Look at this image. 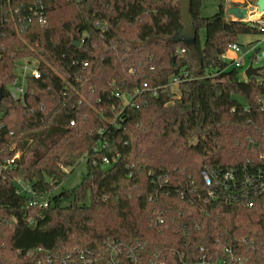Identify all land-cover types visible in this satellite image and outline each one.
<instances>
[{
	"label": "trees",
	"instance_id": "16d2710c",
	"mask_svg": "<svg viewBox=\"0 0 264 264\" xmlns=\"http://www.w3.org/2000/svg\"><path fill=\"white\" fill-rule=\"evenodd\" d=\"M201 1L189 45L179 0H0V264H198L225 247L264 264V65L240 79L221 59L259 30ZM26 59L40 76L15 98ZM81 159L47 207L20 192L43 197Z\"/></svg>",
	"mask_w": 264,
	"mask_h": 264
},
{
	"label": "built area",
	"instance_id": "2783aa9c",
	"mask_svg": "<svg viewBox=\"0 0 264 264\" xmlns=\"http://www.w3.org/2000/svg\"><path fill=\"white\" fill-rule=\"evenodd\" d=\"M227 1L229 2L228 3L229 7H231L232 3H239V5H236V6L246 7L248 9V15L245 19H242V20L246 21L248 23H251V24L253 23L257 27V29L259 30L260 33H264V13L261 12L259 17L252 18L250 15L252 11H255V12H260V11L256 7H252L253 5L251 4L250 0H241V1L226 0V2ZM230 17L236 19L233 15H230ZM255 49L256 48H253L251 50L252 54H254ZM228 50L235 53L237 55V57L230 58L227 55V52H225L221 55V59L226 60V61H230L232 66H235L238 68L242 67L243 55L241 54L242 53L241 44L238 42H234V43L229 45ZM21 66H22L21 67V73H18L19 75L13 81V83L11 85V95L15 98H20L21 95L25 92L27 75H32L34 77L40 76V71L38 70V68L35 65L29 64V62H27ZM187 78H189V72L185 68H182L180 74L174 76L171 79V81H170L171 88H173V90H176V89H174V87H178V85H180ZM150 91L154 94H157V92H158L157 88H150ZM17 156H18V154L15 155V157H17ZM103 161L106 164H108L110 162L107 157H104ZM10 162L11 161L8 159L7 163H10ZM227 176H228V178H233V175L230 172L227 173ZM203 179H204V182H205L207 187H209L213 184L212 177H211L210 173H208L207 171L203 172ZM19 185H20V192L28 193V194H31L33 196V198L30 201L31 206L47 207L49 205L48 199H43L42 197H38V196L36 197L34 191L32 190L31 186L28 183H26L24 181H19ZM210 193H212V192H210ZM230 255L234 256L232 248L231 247H225L224 253L218 255V257H217L218 259H212V258L207 259L206 256L203 255L202 257H200L198 264H229L227 256H230ZM88 261H89V259H84L83 262L87 263ZM134 264H142V263L134 261Z\"/></svg>",
	"mask_w": 264,
	"mask_h": 264
},
{
	"label": "rangeland",
	"instance_id": "374dc122",
	"mask_svg": "<svg viewBox=\"0 0 264 264\" xmlns=\"http://www.w3.org/2000/svg\"><path fill=\"white\" fill-rule=\"evenodd\" d=\"M241 1V0H236ZM251 4L253 6H256L257 0H250ZM228 1L226 2V7L228 5ZM219 4L220 0H202L201 1V8L200 13L202 16H212L215 13L219 11ZM229 8V6L227 7ZM226 8V9H227ZM227 15H229L227 13ZM230 16V15H229ZM199 38L201 40V43H204L206 38V30L205 28L199 29ZM239 42L241 44V50L243 55V62L242 67L239 68V78L245 79L247 76L245 74V70L248 68L250 64H252L254 67H260L264 65V33L260 32H252L248 34H242L239 36ZM257 48L258 52L256 54V57H253L252 49ZM227 55L230 58H235L237 55L233 53L230 50H227ZM29 62V64L35 65L34 60H22L18 64V67L16 71L18 73H21V65ZM174 89L178 90L177 87H174ZM88 163L85 159H81L80 163L74 167L69 168V171L71 172L66 179H64L58 186H56L54 189H52L50 192L43 195V199H48L53 197L55 194L60 192L64 189H73L74 187L78 186L83 178L85 177L87 171H88Z\"/></svg>",
	"mask_w": 264,
	"mask_h": 264
},
{
	"label": "water",
	"instance_id": "95a60500",
	"mask_svg": "<svg viewBox=\"0 0 264 264\" xmlns=\"http://www.w3.org/2000/svg\"><path fill=\"white\" fill-rule=\"evenodd\" d=\"M191 1L192 0H179L181 4V13L184 21L183 27L177 32L176 40H184L185 43L191 45L197 39V29L194 25V19L191 14ZM258 10H264V0H257ZM229 15H233L236 19H245L248 15V9L246 7L231 6L227 9ZM252 26H255L253 23ZM170 41L172 38L169 39ZM80 41H76L75 45H79ZM260 67H254L252 64L248 66L245 70L247 77L251 75H256ZM2 96V91L0 90V99Z\"/></svg>",
	"mask_w": 264,
	"mask_h": 264
},
{
	"label": "bare ground",
	"instance_id": "6f19581e",
	"mask_svg": "<svg viewBox=\"0 0 264 264\" xmlns=\"http://www.w3.org/2000/svg\"><path fill=\"white\" fill-rule=\"evenodd\" d=\"M256 6H252V7H256L257 9L259 8V6L257 5V3L255 4ZM264 13V10L263 11H260V12H255V11H252L251 12V17L252 18H257V17H259L260 16V13Z\"/></svg>",
	"mask_w": 264,
	"mask_h": 264
}]
</instances>
